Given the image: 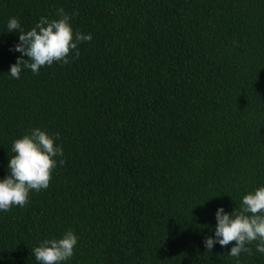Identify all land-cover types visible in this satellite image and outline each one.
Instances as JSON below:
<instances>
[{
    "label": "trees",
    "instance_id": "16d2710c",
    "mask_svg": "<svg viewBox=\"0 0 264 264\" xmlns=\"http://www.w3.org/2000/svg\"><path fill=\"white\" fill-rule=\"evenodd\" d=\"M60 7L92 39L11 78L8 18L28 30ZM37 126L65 164L0 213V264H38L32 249L67 229V264H235L234 241H202L218 206L264 184V0H0V178ZM249 247L239 264H264Z\"/></svg>",
    "mask_w": 264,
    "mask_h": 264
},
{
    "label": "clouds",
    "instance_id": "9594fccd",
    "mask_svg": "<svg viewBox=\"0 0 264 264\" xmlns=\"http://www.w3.org/2000/svg\"><path fill=\"white\" fill-rule=\"evenodd\" d=\"M64 8L56 9V18L41 16L34 25L25 30L19 18L12 16L6 22V32L16 31L18 42L9 47L17 52L15 63L10 64L7 74L19 79L24 70L37 74L44 66L53 63L68 64L79 56L78 44L92 39L91 33L74 30L71 20L77 15ZM26 57V58H25ZM59 133H49L41 127H31L21 136L13 139L8 158L7 173L0 178V213L14 206L24 207L30 193L46 189L57 163L65 164ZM213 234L202 243L207 251L215 244L221 247L232 244L227 255L239 264L241 253L255 251L264 255V184L240 197L239 206L226 212L218 206L214 212ZM78 237L67 229L59 237L46 238L32 249L38 264H67L74 255Z\"/></svg>",
    "mask_w": 264,
    "mask_h": 264
},
{
    "label": "bare ground",
    "instance_id": "6f19581e",
    "mask_svg": "<svg viewBox=\"0 0 264 264\" xmlns=\"http://www.w3.org/2000/svg\"><path fill=\"white\" fill-rule=\"evenodd\" d=\"M103 79V78H102ZM108 79V78H107ZM115 87V86H114ZM115 89V88H114ZM117 91V90H116ZM117 94V93H116ZM101 98V97H100Z\"/></svg>",
    "mask_w": 264,
    "mask_h": 264
}]
</instances>
